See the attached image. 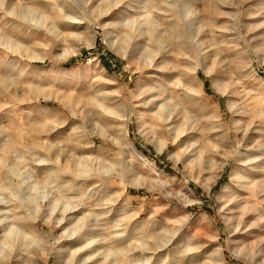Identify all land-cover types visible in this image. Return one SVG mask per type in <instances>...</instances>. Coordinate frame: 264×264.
I'll return each instance as SVG.
<instances>
[{
  "label": "rangeland",
  "instance_id": "obj_1",
  "mask_svg": "<svg viewBox=\"0 0 264 264\" xmlns=\"http://www.w3.org/2000/svg\"><path fill=\"white\" fill-rule=\"evenodd\" d=\"M0 201V264H264V0H0Z\"/></svg>",
  "mask_w": 264,
  "mask_h": 264
},
{
  "label": "built area",
  "instance_id": "obj_2",
  "mask_svg": "<svg viewBox=\"0 0 264 264\" xmlns=\"http://www.w3.org/2000/svg\"><path fill=\"white\" fill-rule=\"evenodd\" d=\"M87 60H88L89 63L93 62V58L92 57L87 58Z\"/></svg>",
  "mask_w": 264,
  "mask_h": 264
},
{
  "label": "bare ground",
  "instance_id": "obj_3",
  "mask_svg": "<svg viewBox=\"0 0 264 264\" xmlns=\"http://www.w3.org/2000/svg\"><path fill=\"white\" fill-rule=\"evenodd\" d=\"M0 202H2V201H0Z\"/></svg>",
  "mask_w": 264,
  "mask_h": 264
}]
</instances>
